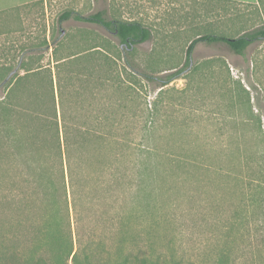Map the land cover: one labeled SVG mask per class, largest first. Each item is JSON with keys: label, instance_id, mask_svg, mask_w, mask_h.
Returning <instances> with one entry per match:
<instances>
[{"label": "trees", "instance_id": "obj_1", "mask_svg": "<svg viewBox=\"0 0 264 264\" xmlns=\"http://www.w3.org/2000/svg\"><path fill=\"white\" fill-rule=\"evenodd\" d=\"M67 20L95 25L106 36L90 38L85 28L68 33L62 28ZM55 21L50 40L20 46L15 65L0 67V264H164L132 244L134 221L138 209L154 207L153 186L163 170L180 164L219 171L232 183L231 227L253 231L264 249V124L250 98L232 92L248 99V120L235 124L253 134L250 141L202 137L195 159L191 141L174 153L158 134L167 121L166 85L199 67H192L195 45L223 43L244 55L264 40V26L237 35L199 34L187 44L181 66L155 75L132 57L153 37L143 21L110 17L106 9H64ZM48 49L51 62L33 54ZM150 84L159 88L151 102ZM217 264L234 263L222 254Z\"/></svg>", "mask_w": 264, "mask_h": 264}, {"label": "rangeland", "instance_id": "obj_2", "mask_svg": "<svg viewBox=\"0 0 264 264\" xmlns=\"http://www.w3.org/2000/svg\"><path fill=\"white\" fill-rule=\"evenodd\" d=\"M44 4L0 13V67L15 65L20 46L44 36L50 40L49 27L56 28L55 18L64 9L84 14L106 9L110 17L135 18L150 26L152 39L139 45L132 57L155 75L181 66L187 44L199 34L237 35L264 26V0L255 4L230 0H46ZM44 26L48 27L46 33ZM62 28L71 34L85 28L91 31L90 38L106 36L95 25L73 20L64 21ZM33 54H41L42 63L52 60L51 49ZM192 56V67L197 64L198 69L185 70L165 87L162 104L167 121L158 134L174 153L180 151L183 141H191L189 154L196 159L199 138L251 140L253 134L235 124L249 118L248 99L233 97L235 89L250 98L264 124V40L250 44L244 55L223 43L199 41ZM215 79L223 84L224 93H218ZM158 91L150 84L147 100H154ZM3 95L0 88V99ZM224 123L227 126L218 129ZM136 134L141 136V130ZM163 171L161 182L153 186L154 207L147 212L138 209L132 240L136 248L159 255L164 264H217L222 254L234 264H264V249L253 231L250 234L231 227L232 183L219 171H206L196 164L167 166Z\"/></svg>", "mask_w": 264, "mask_h": 264}, {"label": "crops", "instance_id": "obj_3", "mask_svg": "<svg viewBox=\"0 0 264 264\" xmlns=\"http://www.w3.org/2000/svg\"><path fill=\"white\" fill-rule=\"evenodd\" d=\"M36 0H0V13L8 11L9 9L20 7L26 3L34 2ZM46 1V0H45ZM236 2L255 4L258 0H232Z\"/></svg>", "mask_w": 264, "mask_h": 264}]
</instances>
